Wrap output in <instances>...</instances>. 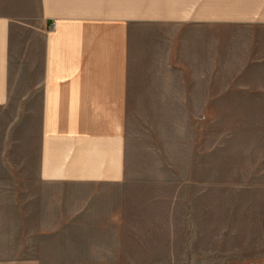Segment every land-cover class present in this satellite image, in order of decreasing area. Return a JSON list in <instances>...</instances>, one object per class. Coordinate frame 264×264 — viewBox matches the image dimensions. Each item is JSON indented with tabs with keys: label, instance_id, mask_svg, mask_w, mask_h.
I'll return each instance as SVG.
<instances>
[{
	"label": "crops",
	"instance_id": "obj_1",
	"mask_svg": "<svg viewBox=\"0 0 264 264\" xmlns=\"http://www.w3.org/2000/svg\"><path fill=\"white\" fill-rule=\"evenodd\" d=\"M140 26H175L180 48L183 27H191V73L209 91L223 74L222 89L256 107L246 148L264 155V0H0V170L26 171L19 184L32 187L33 216L57 185L127 181L134 63L143 62L145 77L152 68V46L137 57ZM254 164L263 177L261 212L202 211L204 230L215 218L226 233L232 219L259 217L264 237V161ZM244 183L240 189L254 188ZM7 197L0 194V264H8Z\"/></svg>",
	"mask_w": 264,
	"mask_h": 264
},
{
	"label": "rangeland",
	"instance_id": "obj_2",
	"mask_svg": "<svg viewBox=\"0 0 264 264\" xmlns=\"http://www.w3.org/2000/svg\"><path fill=\"white\" fill-rule=\"evenodd\" d=\"M134 33L137 57L152 46V68L145 77L138 74L143 62L134 63L127 181L57 185L33 216L32 187L19 184L26 171L0 170L8 183L0 185L8 196L2 203L8 264H264L259 217L241 225L232 219L224 233L222 218L204 230L202 213L261 212L263 177L249 163L264 155L257 159L246 148L256 107L242 105L240 91L223 90V74L215 90L201 89L207 82L191 73V27H183L181 48L175 26ZM240 182L254 188L240 189Z\"/></svg>",
	"mask_w": 264,
	"mask_h": 264
}]
</instances>
